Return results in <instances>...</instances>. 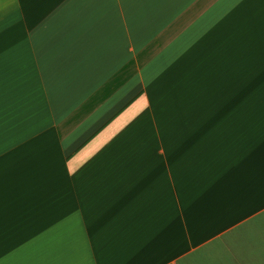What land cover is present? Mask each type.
<instances>
[{
    "label": "crops",
    "instance_id": "obj_1",
    "mask_svg": "<svg viewBox=\"0 0 264 264\" xmlns=\"http://www.w3.org/2000/svg\"><path fill=\"white\" fill-rule=\"evenodd\" d=\"M0 264H264V0H0Z\"/></svg>",
    "mask_w": 264,
    "mask_h": 264
}]
</instances>
